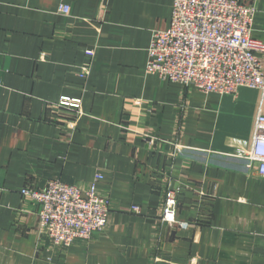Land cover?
Here are the masks:
<instances>
[{
    "label": "crops",
    "instance_id": "0c3cea01",
    "mask_svg": "<svg viewBox=\"0 0 264 264\" xmlns=\"http://www.w3.org/2000/svg\"><path fill=\"white\" fill-rule=\"evenodd\" d=\"M239 1L257 7L264 40V0ZM171 17L172 0H0V264H264V178L236 158L251 151L261 94L147 74ZM63 96L81 113L56 107ZM97 175L107 230L55 247L21 190L88 191ZM167 190L186 227L162 222Z\"/></svg>",
    "mask_w": 264,
    "mask_h": 264
},
{
    "label": "built area",
    "instance_id": "2783aa9c",
    "mask_svg": "<svg viewBox=\"0 0 264 264\" xmlns=\"http://www.w3.org/2000/svg\"><path fill=\"white\" fill-rule=\"evenodd\" d=\"M61 13L70 9L63 6ZM258 9L239 0H172L170 26L152 33L146 73L203 94L237 95L241 88L260 92L262 105L256 117L251 151L236 156L247 172L264 178V40L252 37ZM88 75L86 69L81 76ZM81 113L82 100L68 96L55 104ZM179 154L184 150L179 148ZM97 175L90 190L61 180L44 188L26 186L24 199L39 207V231L57 248L89 242L109 226L112 200L99 193ZM133 211L140 212L139 207ZM178 197L167 190L162 222L178 223ZM181 227L187 224L178 223Z\"/></svg>",
    "mask_w": 264,
    "mask_h": 264
}]
</instances>
